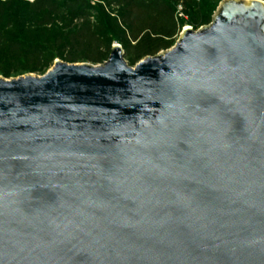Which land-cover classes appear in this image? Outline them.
Segmentation results:
<instances>
[{"label": "water", "instance_id": "obj_1", "mask_svg": "<svg viewBox=\"0 0 264 264\" xmlns=\"http://www.w3.org/2000/svg\"><path fill=\"white\" fill-rule=\"evenodd\" d=\"M0 264H264V1L0 78Z\"/></svg>", "mask_w": 264, "mask_h": 264}, {"label": "trees", "instance_id": "obj_2", "mask_svg": "<svg viewBox=\"0 0 264 264\" xmlns=\"http://www.w3.org/2000/svg\"><path fill=\"white\" fill-rule=\"evenodd\" d=\"M109 7H118L121 13L113 24H120L124 28L128 39L126 44L127 53L133 61L143 57L155 55L161 50L171 48L182 24L178 17L179 7L185 11L188 5L196 10L194 22L197 27L209 24L216 7V3L209 0H107ZM32 11L42 14L41 24L51 25L61 14L67 16L66 27L75 31L71 38L74 43L87 48L91 53L86 59L93 62H104L111 50V37L103 38L98 28V22L94 21L92 11L96 8L89 0H34L30 5ZM99 14H103L97 11ZM5 14L3 1L0 2V26L2 16ZM12 44L21 48L23 53L36 55L39 60V68H45L49 61L42 62V46L29 48L21 42ZM75 57L74 61L79 60Z\"/></svg>", "mask_w": 264, "mask_h": 264}, {"label": "rangeland", "instance_id": "obj_3", "mask_svg": "<svg viewBox=\"0 0 264 264\" xmlns=\"http://www.w3.org/2000/svg\"><path fill=\"white\" fill-rule=\"evenodd\" d=\"M4 3L5 14L2 16L0 26V78L7 80L19 78L26 75L42 76L48 72L57 60L70 64H93L100 65L108 60L112 47L115 44H121L125 50V59L130 66H135L138 61H133L127 53L126 44L128 39L125 35L124 28L120 24H113L121 13L118 7H109L107 0H89L96 7L93 13V20L98 22L99 31L104 35L103 38L111 37V50L107 54L104 62H93L86 59L91 51L87 50L73 42L71 35L75 31L76 25L72 28L66 27L67 16L62 18L59 14L55 16V21L51 25L41 24L42 14L32 11L30 5L34 0H0ZM203 0H199L201 2ZM216 3L215 10L223 0H209ZM264 1V0H262ZM97 11L103 13L99 14ZM185 15L179 17L182 24L181 31L176 37V41L186 28L198 29L194 22L196 10L193 6L188 5L184 11ZM212 15V16H213ZM12 42H21L26 47L42 46V62L49 61V64L40 70L39 60L36 55L23 53L21 48L15 47ZM163 51V50H161ZM159 51L158 53H160ZM75 57L80 59L74 61ZM147 57V56H146Z\"/></svg>", "mask_w": 264, "mask_h": 264}, {"label": "built area", "instance_id": "obj_4", "mask_svg": "<svg viewBox=\"0 0 264 264\" xmlns=\"http://www.w3.org/2000/svg\"><path fill=\"white\" fill-rule=\"evenodd\" d=\"M185 15L184 11L182 10V7H179V10H178V16L179 17H183Z\"/></svg>", "mask_w": 264, "mask_h": 264}]
</instances>
